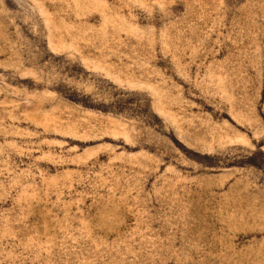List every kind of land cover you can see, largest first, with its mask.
<instances>
[{
    "label": "rangeland",
    "instance_id": "374dc122",
    "mask_svg": "<svg viewBox=\"0 0 264 264\" xmlns=\"http://www.w3.org/2000/svg\"><path fill=\"white\" fill-rule=\"evenodd\" d=\"M0 264H264V0H0Z\"/></svg>",
    "mask_w": 264,
    "mask_h": 264
}]
</instances>
